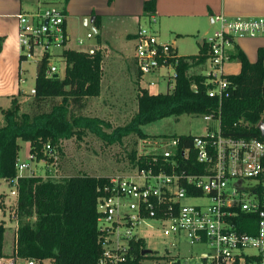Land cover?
Segmentation results:
<instances>
[{
	"label": "trees",
	"instance_id": "16d2710c",
	"mask_svg": "<svg viewBox=\"0 0 264 264\" xmlns=\"http://www.w3.org/2000/svg\"><path fill=\"white\" fill-rule=\"evenodd\" d=\"M154 9L155 0L144 1L146 16ZM93 25L99 30L97 15ZM175 54L173 88L151 94L146 88L138 87L136 112L124 126L110 133L105 132L107 124L102 119L80 113L87 99L100 95L101 51L63 48L59 54L65 63L62 77L57 73H54L56 77L46 75L50 53L46 52L38 61L31 110L20 113L21 103L15 96L9 107L1 109L4 122L0 126V179H16L17 196L13 209L17 228L12 252L6 255L3 252L6 228L0 221V258L17 257L37 263L49 260L51 264H98L102 252L97 199L104 193L110 176L75 173L59 180L43 179L34 174L18 176V140L29 142V155L34 160L52 162L49 153L59 150L62 140L80 136L85 131L110 143L131 133L146 139L148 135L141 126L169 116L195 114L219 119L220 133L224 136L264 141V123L260 127L264 116V46L257 48L256 58L251 62L238 45H233L229 57L238 60L240 70L226 75L228 85L221 99L208 95L210 85L206 83L205 74L190 72L210 57V47L205 39L198 44L196 54L179 55L176 49ZM46 103L49 105L44 109ZM194 137L186 134L166 136L178 140L176 147L169 148L172 152L169 158L156 150L138 159L133 155L131 162L134 167L147 168L153 157H157L158 165H164L168 171L171 164L176 163L177 169L197 172L201 164L197 163ZM5 208L4 194L0 193V209ZM32 216L36 218L33 222L29 218ZM23 218L26 221H22ZM238 228L249 232L243 224ZM143 241L139 238L130 242V254L134 256L130 264H140L145 257L179 264L171 256H154L152 253L143 256Z\"/></svg>",
	"mask_w": 264,
	"mask_h": 264
},
{
	"label": "built area",
	"instance_id": "2783aa9c",
	"mask_svg": "<svg viewBox=\"0 0 264 264\" xmlns=\"http://www.w3.org/2000/svg\"><path fill=\"white\" fill-rule=\"evenodd\" d=\"M52 1L34 12L17 14L22 61L29 58L39 61L46 52L51 55L52 47L66 43L63 8L66 0ZM211 20L219 24V29L205 38L210 47V57L205 62L209 64L206 83L210 85L208 95L221 99L228 85L224 64L230 60L229 51L236 38L264 36V15L221 13L213 15ZM77 41L82 43L81 39ZM134 42L133 60L140 79L159 78L158 72L164 68L167 69L166 88L172 89L175 48L161 42L151 29L141 26ZM56 72L57 67L49 62L46 75ZM156 82L150 80L148 84L152 86ZM203 117L213 119L210 115ZM215 120L219 123V119ZM177 144V139H169V144L160 152L169 158L172 154L169 148ZM193 147L197 163L201 164L197 172L177 169L176 163L168 171L153 157L147 168L135 166L129 175L110 177L104 193L97 199L102 247L98 264H130L134 259L130 242L142 238L137 235L136 227L145 220H154L163 230L184 236L191 244L208 246L199 255L200 264H264V141L227 137L218 128L195 135ZM30 163V160L17 162L18 176ZM11 181L14 188L10 194L16 198V179ZM240 224L249 232L239 230ZM18 261L43 264L45 260L37 263L15 257L8 258L5 264H19Z\"/></svg>",
	"mask_w": 264,
	"mask_h": 264
},
{
	"label": "rangeland",
	"instance_id": "374dc122",
	"mask_svg": "<svg viewBox=\"0 0 264 264\" xmlns=\"http://www.w3.org/2000/svg\"><path fill=\"white\" fill-rule=\"evenodd\" d=\"M83 1L85 2L86 0ZM111 1L112 0L103 1V5H109ZM37 2L38 0H22L26 8H33ZM81 2L82 0H80V3ZM93 16L96 15L89 13L84 17L90 20ZM84 17L81 16V22H77L74 25L70 34L71 38L67 41L66 47L70 46L78 50L86 51L90 45H95L97 43L98 37L100 36L92 29L90 22H88L87 25L83 24L82 18L84 19ZM179 20L182 19L164 18L161 21V19L156 18L154 22L150 18L141 16L137 19L136 23L141 27L156 30L159 36L158 39L161 42H174V46L177 48L179 55L196 54L198 52V44L219 29L218 23H211L207 19H202V24L198 31L193 28H185L182 30H189L185 31L189 33L183 36H177L176 32L169 30V24H176ZM132 21L133 24H135V20L133 19ZM88 32L91 33V36L93 35V38H86ZM259 37L264 38V36H257V38ZM78 39H81L82 43H78V41H76ZM123 41V55L121 57L106 56L103 58L102 55V64L104 66L103 91L98 97L87 99L85 101V106L80 111V113L84 115L97 116L102 119L107 124L104 126L106 133H110L117 127L124 126L129 121L132 114L136 112V95L138 87L146 88L151 94L166 92L168 89L171 90L170 88H166L167 69L164 68L159 70V78L144 76L139 80L137 79L135 69L133 66L130 67L132 65L135 42L125 37H123ZM0 43L2 47L3 40L0 39ZM18 48L20 53L19 39ZM63 48L64 45L51 48L50 64L57 67L56 73L58 75L63 74L65 66L62 57L57 54L61 52ZM110 60H112V62H109ZM21 62V79H18L17 69L14 93L16 95L15 97L18 98L21 103L20 113L31 110L30 102L33 98L31 90L34 88L38 60L29 58ZM0 66V68L4 70L1 64ZM238 66V60H229L225 62V73L233 74L238 70ZM208 67L209 64L205 63L191 68L190 72L205 74ZM169 73L172 75L173 70L171 69ZM110 74L116 75V78L110 80L108 78ZM4 79V75L1 72L0 82ZM150 80H157V82L151 86L148 84ZM172 83L173 79H171V85ZM11 98L12 97L6 96L0 98V108L9 107ZM48 105L49 103H46L44 109L48 108ZM3 122V116L0 112V124L2 125ZM260 123H264V116ZM218 128L219 123L215 119L205 120L203 115L182 114L180 116H169L141 126L142 131L148 135L146 139H142L131 133L119 141L110 143L108 140L101 139L91 132L85 131L80 136L75 135L62 140L59 145L60 149L49 153V156L53 157L52 162L47 160L36 161L33 158L31 160L29 158L27 142L18 140L19 144H21L19 161L30 160V166L28 169L23 170L24 173L29 175H40L43 179L59 180L64 176L75 173L110 177L129 175L134 169L131 157L134 155L135 158L138 159L141 155L156 150H162L169 144V139L165 138L166 136L168 137L174 134L200 135L204 134L207 130H217ZM13 188L14 186L10 188L3 180L0 181V190L4 189L6 192H10ZM7 196H9L8 203L11 208L13 200H11L10 196L13 195L9 193ZM187 202L200 203L201 201L187 200ZM5 218L7 225H14L15 218L11 220L7 213ZM24 221H26V218ZM30 221H35V218H30ZM12 231L13 229L7 228L8 237L9 233H12ZM136 232L138 236L143 238L144 248L151 250L154 256H171L173 260H178L179 264H200L201 259L199 255L208 250V246L206 245L191 244L184 236H175L169 229L163 230L154 220L141 221L136 227ZM19 264H25V262L20 261ZM43 264H51V262L45 260ZM141 264H166V262L162 259L145 257L142 259Z\"/></svg>",
	"mask_w": 264,
	"mask_h": 264
},
{
	"label": "crops",
	"instance_id": "0c3cea01",
	"mask_svg": "<svg viewBox=\"0 0 264 264\" xmlns=\"http://www.w3.org/2000/svg\"><path fill=\"white\" fill-rule=\"evenodd\" d=\"M103 1L106 0H86L85 2L82 0L81 3L80 0H66L63 5L65 12L64 27L66 35L68 37L67 41L71 38L70 34L74 25L77 22H81V16L84 17L85 15L92 13L100 18L99 30L94 29L93 19L95 16L91 17L90 20L84 17V19L82 18V22L84 25H87L88 22H90L92 29L98 36H100L97 43L95 45H90L86 51L92 52L95 49H99L103 55V58H105L106 56L121 57L123 55V37L131 41L134 40L135 34L138 28L140 27V25L136 22L137 19H139L141 16L150 18L154 22L156 21V18L161 19V21L164 18L182 19L179 20L176 24L170 23L169 30L176 32V35H186L189 32L185 31L189 30L182 29L193 28L198 31L201 27L202 19H207L211 23H213L211 17L216 14L222 13L227 16L241 15L246 17H257L264 15V0H155V9L153 12H151L150 16H146L143 12V3L145 0H112L109 5H103ZM52 2V0H38L37 4L33 8H26V6L23 5L22 0H0V39L3 40V44L0 50V64L2 65V67H4V70L0 68V73L2 72L5 78L3 81L0 82V98L4 96H16L14 93L17 69L18 79H21L22 62L20 61V54L18 48L17 33L19 27L17 13H31L36 11L38 8L46 6ZM133 19L135 20V24H133ZM152 31L159 38L158 32L156 30ZM86 38L91 39L93 38V35L91 37H87L86 34ZM256 38L240 37L234 42V44L238 45L241 48V50L247 56L248 60L251 62L254 61L256 58L257 48L259 46H264V38ZM66 43L64 44V48L78 50L70 46L66 47ZM171 45L176 49L178 53L177 48L174 46V42H172ZM57 54L59 55L60 52ZM109 62H112V60H110ZM132 66L135 69V75L137 77L136 67L133 59L132 65L130 67ZM101 68L102 78L100 94L103 91V64L101 65ZM239 70L240 64L238 66V70L233 74L238 73ZM59 76L62 77L63 74ZM108 78L110 80H113L116 78V75L110 74ZM2 108L3 107L0 108V112ZM27 144L29 153V142H27ZM26 161L27 160L20 162ZM21 175L29 174H25L24 171H22ZM2 180L6 184H8L10 188H12V181L7 179H0V181ZM0 193L4 194V201L6 205V208L4 210L0 209V221L4 222L6 228L4 233L3 252L6 255H10L13 249V240L17 228V219L13 209L16 198H14V196H10L11 200H13V205L10 208L8 203L9 196H7V194H9L10 192H6V190L2 189L0 190ZM6 213L10 216L11 220L12 218L16 219H13L14 225H7L5 218ZM29 218H35V216ZM24 219L25 218H23L22 221H24ZM7 228L13 229L12 233H9V237L7 233ZM7 260L8 258H0V263L3 262L1 264H5Z\"/></svg>",
	"mask_w": 264,
	"mask_h": 264
},
{
	"label": "water",
	"instance_id": "95a60500",
	"mask_svg": "<svg viewBox=\"0 0 264 264\" xmlns=\"http://www.w3.org/2000/svg\"><path fill=\"white\" fill-rule=\"evenodd\" d=\"M57 76V74H53V77H56ZM260 127H262V123H260ZM151 253V250H149V249H147V248H145V249H143L142 251H141V254L143 255V256H146V255H149Z\"/></svg>",
	"mask_w": 264,
	"mask_h": 264
}]
</instances>
